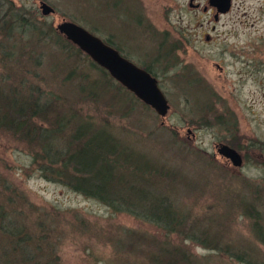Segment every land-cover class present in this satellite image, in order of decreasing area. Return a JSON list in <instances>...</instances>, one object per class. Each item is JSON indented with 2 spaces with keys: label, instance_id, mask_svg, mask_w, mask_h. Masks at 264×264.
Masks as SVG:
<instances>
[{
  "label": "rangeland",
  "instance_id": "obj_1",
  "mask_svg": "<svg viewBox=\"0 0 264 264\" xmlns=\"http://www.w3.org/2000/svg\"><path fill=\"white\" fill-rule=\"evenodd\" d=\"M41 2L53 13L43 15ZM10 12L19 26H7L9 38L23 57L15 69L0 54V79L9 85L22 71L54 99V117L106 132L142 163L170 169L172 182L151 191L183 223L167 232L48 180L32 164L36 147L0 129V205L33 238L20 256L0 232V264H264V0H232L217 21L208 0H0V26ZM63 21L149 68L167 113L77 51L56 30ZM16 77L11 85L20 87ZM70 135L57 134L54 149ZM218 144L234 148L242 165L219 155Z\"/></svg>",
  "mask_w": 264,
  "mask_h": 264
},
{
  "label": "trees",
  "instance_id": "obj_2",
  "mask_svg": "<svg viewBox=\"0 0 264 264\" xmlns=\"http://www.w3.org/2000/svg\"><path fill=\"white\" fill-rule=\"evenodd\" d=\"M8 17L5 18L11 22L4 19L0 26L1 37L8 42L4 45L0 43V54L3 60L9 59V64L16 69L18 65L14 63H22L19 58L23 56L22 53L16 52L18 46L9 38L15 31L7 26H19L18 14L10 12ZM20 26H23V22ZM105 43L110 44L107 41ZM142 68L154 76L149 68L144 66ZM104 72L108 75L106 71ZM21 73L22 71L15 72L9 77L13 81L12 77L17 76L14 79L18 81L20 87L12 86V81L9 85L4 83V77L0 79V129L16 134L28 147H36L33 151L35 154L32 164L49 174L50 177L45 178L63 183L86 197L96 199L114 213H126L150 222L164 231L173 232L181 226L183 220L173 209L171 210L167 198L163 195H154L151 191L159 187L154 182L163 183L164 180L172 182L174 174L170 169L156 166L154 161L142 163L118 139L115 140L106 132L91 130L82 122L75 123L73 128L67 123L69 121L65 118L67 116L63 114H60L61 118L54 117L53 113L57 115L52 111L54 99L46 98V95L39 93L37 84L34 86L28 82ZM118 87L122 88L120 85ZM35 119L40 122L46 121L49 127H41ZM59 133L71 134L64 141L63 151L54 149L52 144ZM11 221L0 205L1 236L16 240V252L20 256H29L30 251L26 248V242L33 238L26 230L14 226ZM178 261L179 259L169 258L159 264H183Z\"/></svg>",
  "mask_w": 264,
  "mask_h": 264
},
{
  "label": "water",
  "instance_id": "obj_3",
  "mask_svg": "<svg viewBox=\"0 0 264 264\" xmlns=\"http://www.w3.org/2000/svg\"><path fill=\"white\" fill-rule=\"evenodd\" d=\"M231 3L232 0H208V5L215 9L213 15L215 21L219 15L230 10ZM40 9L43 15L53 13V9L45 2H41ZM203 10H206V7ZM56 30L87 55L91 61L104 69L112 79L156 111L159 116H164L167 113L169 105L158 86L157 79L145 69L123 57L117 49L80 25L63 21L56 25ZM216 150L219 155L228 159L234 167L242 165V157L234 148L226 144H218Z\"/></svg>",
  "mask_w": 264,
  "mask_h": 264
},
{
  "label": "flooded vegetation",
  "instance_id": "obj_4",
  "mask_svg": "<svg viewBox=\"0 0 264 264\" xmlns=\"http://www.w3.org/2000/svg\"><path fill=\"white\" fill-rule=\"evenodd\" d=\"M153 76V75H152ZM153 77H155V76H153ZM156 78V77H155ZM158 82V81H157Z\"/></svg>",
  "mask_w": 264,
  "mask_h": 264
}]
</instances>
